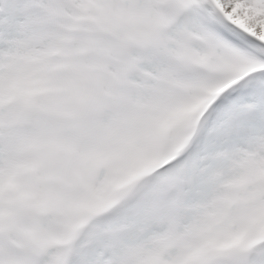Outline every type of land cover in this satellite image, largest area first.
<instances>
[{
	"label": "snow or ice",
	"instance_id": "6c2138e0",
	"mask_svg": "<svg viewBox=\"0 0 264 264\" xmlns=\"http://www.w3.org/2000/svg\"><path fill=\"white\" fill-rule=\"evenodd\" d=\"M0 264H264V0H0Z\"/></svg>",
	"mask_w": 264,
	"mask_h": 264
}]
</instances>
